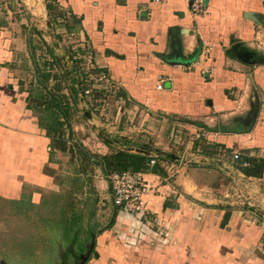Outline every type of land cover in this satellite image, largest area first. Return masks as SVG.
Segmentation results:
<instances>
[{"label":"crops","instance_id":"crops-1","mask_svg":"<svg viewBox=\"0 0 264 264\" xmlns=\"http://www.w3.org/2000/svg\"><path fill=\"white\" fill-rule=\"evenodd\" d=\"M40 1L50 15L47 2ZM190 1L52 3L62 10L55 18L64 26L59 30L77 27L87 40L95 66L109 76L131 113L129 132L123 133L126 137L105 141L97 155L88 153L97 163H105L106 155L119 150L145 156L149 164L144 172L151 185L144 196L148 207L145 218L166 225L171 235V243H166L158 230L145 232L155 236L151 243L137 238L148 228H133V217L125 216L122 221L121 214L126 213L113 204L116 222L98 235L82 264H213L210 254L194 246L192 234L198 226L182 222L188 216L186 207L195 205L214 214L215 223L232 222L230 230L219 226L221 231L225 229V236L236 238L229 247L234 253L224 255L223 264L253 262H248L251 253L245 252L251 247L243 244L251 246L253 239L258 240L259 235L254 236L257 229L249 233L253 239L247 241L245 231L238 227L239 218L250 210L224 201L228 194L214 193L225 188L222 184L216 187L214 178L236 175L248 184L264 179V174L247 176L239 168L234 170L227 161L234 162L237 150L242 153L239 160L244 156L264 159V63L255 62L264 57V0H205V14H193ZM34 4V13L43 18V5ZM16 9L15 0H0V199L26 197L36 204L64 187L61 172H65L67 143L47 135L28 105L29 91L20 84L22 69L15 60L28 47V54L33 50L31 37L17 34L27 26V20L20 18L22 14L17 12L22 10ZM37 25L34 32L48 42ZM205 42L211 47L209 52ZM159 83L162 89H158ZM124 124L119 119L118 126ZM163 136L168 142L171 139L174 152L163 151L168 147L160 146L165 143ZM217 155L223 160H217ZM152 159L154 164H150ZM226 186L237 194L242 187L229 179ZM201 201L217 205L202 206ZM244 220L256 225L255 218ZM218 241L216 248L228 249L227 238L219 236Z\"/></svg>","mask_w":264,"mask_h":264},{"label":"rangeland","instance_id":"rangeland-1","mask_svg":"<svg viewBox=\"0 0 264 264\" xmlns=\"http://www.w3.org/2000/svg\"><path fill=\"white\" fill-rule=\"evenodd\" d=\"M34 1L38 0H25V2L15 0L16 10L18 11V8L22 10L17 14H22L20 18L25 17L27 20V26L22 27L17 34L26 39L31 37L29 46L34 54H28L30 48L27 45V51L21 52L22 56L15 60V65L22 69L19 73V77L23 79L20 81L22 87L25 86L28 91H33L32 106L38 117L45 115L44 108L39 107V103L49 98L50 91L54 89L59 90L56 91L57 93L65 95L66 101L70 104V125L64 126L67 160L65 172H61L67 183L65 181L64 187H59L58 190L47 194L45 199L43 197V200L36 204L27 201L26 197L15 201L0 199V264H82L90 254L87 249L102 231L109 229L116 222L117 216L116 218L114 216L108 178L110 172H105L99 163L86 160L82 154H79L78 146L84 151L97 155V150L103 147L105 141L116 142V137H126L123 133L129 132L128 115L131 113L126 111L129 107L119 99V91L113 86L109 76L100 72L95 66L87 40L79 33L77 27L71 26L67 32L59 30L64 26L55 18L56 15L61 14L62 10L51 3L52 11L49 15L42 1L39 0L40 2L37 3ZM38 3H41L44 8L43 18L33 11V4L35 7ZM20 18L19 20H22ZM35 23H38L39 29L45 33L48 42L40 33L34 32ZM48 49L53 51L52 55ZM255 62L263 64L264 57L255 59ZM44 70L50 71L52 76L48 82L41 84L40 75ZM41 94L44 97L42 99H40ZM119 119H123L125 123L121 128L118 126ZM71 134L72 138H69ZM163 138L165 143L160 146L168 145L169 147L163 151L174 152L171 139L168 142L166 137L163 136ZM209 151L220 153L215 152L216 150ZM214 157L217 160H223L220 155ZM227 161L233 165L234 170L238 168V161ZM212 162L220 165V161L212 160ZM196 163L203 164L202 161ZM220 172L222 173V170ZM218 177L214 178L216 187L222 184L225 188L224 192L215 191L214 193L228 194L227 197L223 196L224 201L234 203L233 206L238 209L250 210L246 213L248 216L244 215L243 219L241 216L238 220V227H242L245 231V240L250 241L252 236L249 233L257 229L254 236L259 235L258 240L252 237L254 244L251 246L246 242L243 244L251 247L245 251L250 252L252 256L248 262L264 264V179L254 180L248 184L241 182L240 179L239 181L236 175L222 174ZM228 179L234 185L239 182L242 186L238 188V194L236 189L226 186ZM57 188L58 186L55 187ZM200 203L207 207L217 205L204 201ZM204 209L205 207L197 205L187 206L188 216L185 214L186 219L182 222L187 226H198L196 232L192 234V238L196 241L194 245L196 249L210 254L213 264H223L224 255L231 256L234 253L229 247L233 245L236 238L234 235L233 237L225 236L223 232L225 229L221 231L219 226H228L230 230L232 222L225 224L221 222L222 225L215 223L216 216ZM251 210L255 214H252ZM121 216L122 221L125 220V216L131 219L130 215L121 214ZM245 218L248 220L255 218L256 225L251 226V223L244 220ZM122 221L120 223L124 226ZM138 224L133 223V228H145L144 225L138 226ZM203 227H205L204 232ZM146 231H141L143 235L139 234L137 238H143L144 241L149 239L151 243L155 236L149 235L152 233H145ZM148 235L149 238H146ZM219 236L222 239L227 238L228 249L216 248L219 245ZM160 237L166 243H171L170 237L167 240L161 234ZM209 246L212 249H209Z\"/></svg>","mask_w":264,"mask_h":264},{"label":"trees","instance_id":"trees-1","mask_svg":"<svg viewBox=\"0 0 264 264\" xmlns=\"http://www.w3.org/2000/svg\"><path fill=\"white\" fill-rule=\"evenodd\" d=\"M47 2V9L49 12L52 9L51 3H57V0H45ZM39 34V33H38ZM48 51L53 54L51 49ZM32 55L33 52H32ZM40 70V69H38ZM41 84L46 83L50 80L52 73L48 70L41 71ZM59 90L50 91L49 98H45L46 100L43 103H39V107L44 108L45 115L43 117H39V124L41 127L46 129L47 135L51 137H56L59 139H65V129L64 126L70 125L69 116H70V104L66 101L65 95L62 93H57ZM33 91H29L28 96V105L31 109L34 107L32 106V97ZM44 98L41 94L40 99ZM38 103V102H37ZM65 117L66 119H62ZM71 128V127H69ZM69 138H72V134ZM79 154H82L86 160L94 161L90 154L87 151L81 149L78 146ZM238 161V168L247 176H255L260 177L264 174V159H257L253 157L244 156L242 160H235ZM246 161L250 165L249 167H242L241 162ZM149 160L143 156L133 153H128L126 151H117L114 154L106 155L105 156V163L99 162L103 169L107 172L111 171H127V170H134V171H146L148 170V163ZM104 163V164H103ZM80 180V179H79Z\"/></svg>","mask_w":264,"mask_h":264},{"label":"built area","instance_id":"built-area-1","mask_svg":"<svg viewBox=\"0 0 264 264\" xmlns=\"http://www.w3.org/2000/svg\"><path fill=\"white\" fill-rule=\"evenodd\" d=\"M168 0H150L151 3H165ZM191 11L193 14H205L206 3L205 0H191ZM205 51L209 52L211 47L205 42ZM204 52V51H203ZM205 53V52H204ZM158 89H162L161 83L157 85ZM225 151V149H224ZM242 156L241 151L233 152V160H239ZM152 159L150 164H154ZM241 166L247 167L249 163L244 161ZM110 181V189L112 192L113 204L120 208V211L129 214L140 225H144L147 231L158 230V233L165 236V239H171L170 232L166 226L160 225L159 222L146 220L148 211L147 202L144 198L145 194L151 189L144 171H111L108 174Z\"/></svg>","mask_w":264,"mask_h":264},{"label":"water","instance_id":"water-1","mask_svg":"<svg viewBox=\"0 0 264 264\" xmlns=\"http://www.w3.org/2000/svg\"><path fill=\"white\" fill-rule=\"evenodd\" d=\"M245 60H248V59H245ZM255 116H257V111H256V115Z\"/></svg>","mask_w":264,"mask_h":264}]
</instances>
